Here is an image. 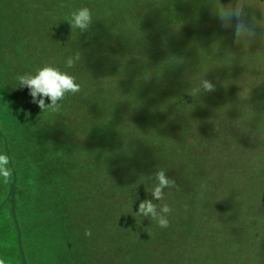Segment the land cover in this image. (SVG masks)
<instances>
[{"label": "rangeland", "instance_id": "obj_1", "mask_svg": "<svg viewBox=\"0 0 264 264\" xmlns=\"http://www.w3.org/2000/svg\"><path fill=\"white\" fill-rule=\"evenodd\" d=\"M84 6L92 23L72 30L69 14ZM237 6L256 32L250 45L243 33L236 42L235 21L221 19ZM178 16L179 35L159 44L156 31L167 32ZM149 50L181 52L178 77L148 85L137 58L131 67L122 64L127 53ZM206 51L231 80L213 91L201 89L208 71L192 75ZM76 54L79 61L67 68ZM256 54L252 68L246 60ZM190 62L196 67H186ZM46 65L81 85L62 100L74 119L68 129L36 122L33 114L50 120L54 111L42 112L16 80ZM197 89L209 95L202 111L225 121L215 135L216 128L193 120L210 117L195 108L202 107ZM0 99L14 109L22 131L7 143L12 176L0 186L13 189L19 170L17 197L20 212L26 210L17 222L0 211L5 264H264V0H0ZM184 113L193 115L192 128ZM160 168L179 188H166L163 201H155L152 177ZM200 192L208 199H195ZM144 200L173 209L170 227L136 215ZM243 200L255 202L245 214ZM202 218L211 221L205 231ZM163 233L171 235L165 243Z\"/></svg>", "mask_w": 264, "mask_h": 264}, {"label": "trees", "instance_id": "obj_2", "mask_svg": "<svg viewBox=\"0 0 264 264\" xmlns=\"http://www.w3.org/2000/svg\"><path fill=\"white\" fill-rule=\"evenodd\" d=\"M55 24V22H54ZM174 23H172L171 25L168 26V31H161L160 29H158L156 31L157 34H159V38L157 40V42L163 46H168L170 44V39L173 38V34H177L179 35L177 32H180L179 29L177 28V30L175 29V26L173 27ZM174 29L177 31H174ZM169 31H173V32H169ZM169 34L170 35V39H169ZM162 37L164 39V41H161ZM166 42V43H165ZM215 45V43H213ZM176 47H177V43H176ZM213 53L212 51H206L205 53H203L200 57L199 60V71H193L194 73H192L193 78H195V73H197V75H201L203 76L202 73H206V71H208V75L207 76H203L206 78L207 81H210L213 85L214 88L218 87L221 88V86H223L225 83H229L231 82L230 77L224 75L222 76V71L220 72V70L218 68H215L214 64L216 62V60H214V56L211 54ZM127 57H125L124 60H122V64L127 65L128 67H131L132 64L134 63V61L139 60V71L143 72L146 71L148 72L149 76H145L144 79L146 80V84L148 85H152V83L155 85H157L158 87H163V83L167 82L169 79L172 78V81L175 79L176 75L178 74L179 70L182 69L180 68V63H181V52H172L169 54H159L157 51H151L149 50L146 55H138V54H132V53H127L126 54ZM149 56V57H148ZM213 56V57H212ZM222 56V55H221ZM211 58L214 62L212 65H208L207 64V58ZM220 57V56H219ZM218 57V58H219ZM154 58V59H153ZM206 59V60H205ZM211 60V62H212ZM186 67L193 69L194 66L191 62L189 63V65H187ZM218 70V71H217ZM17 71V69H13V72ZM179 75V74H178ZM177 75V77H178ZM180 77V76H179ZM215 79H219L220 82L218 83L217 81H215ZM203 81V80H202ZM217 82V85H216ZM188 87H191V90H194L195 87V83L191 82L189 83L188 81L186 82ZM206 93L207 92H203L202 93L199 91V94L197 96L198 100L202 103V107L196 106V109H199V111H197L199 114H207L210 117H206V120H201L200 116L194 117L191 113H184V116H182L185 119V127L188 128H192L191 122H190V118L193 116V120L194 118H196L197 120L199 119L200 123L203 124L207 129H209L211 131L212 127L216 128L218 127L219 124H222L223 126L225 125L224 122L225 121H221V119L219 117H215L216 116V112L214 110H209L207 111V109H204L205 112L202 111L203 108H208L209 104L206 99ZM14 96V94H13ZM11 99L14 101V98L11 97ZM144 100V99H142ZM214 100V99H213ZM2 100L0 99V154H7L8 156H10L9 153V147L7 146V143L9 141V139L11 138V136L13 134H17L18 132L21 133V127H19L20 124V118L17 117V115L14 112L13 108H9V110H6L5 107L2 106L1 104ZM59 103V108L54 111V117H50V120L48 119L49 117L43 116L41 114H33L34 120L36 122H38L39 124L44 123L45 127H51V128H61L62 130L64 129V126L68 129L70 124L74 122V119H70V114H69V105L65 106V104L60 101ZM144 105V107L146 106L144 104V102L141 103V107L139 109L142 110V106ZM208 105V107H207ZM13 106V105H11ZM64 106V107H63ZM223 106H226L225 104H223ZM36 110V109H34ZM212 111V112H211ZM16 112L19 114V111L16 109ZM218 112V110H217ZM9 113V114H8ZM173 113L175 115H180L182 114L181 112L179 113L178 110L173 109ZM10 115V118H9ZM83 115V113H82ZM84 116V115H83ZM146 123H150V121H146ZM102 131V129H101ZM217 128L214 129V132H211L212 135H215L217 132ZM99 132V131H97ZM103 132V131H102ZM216 132V133H215ZM185 135V133H182ZM20 135V134H18ZM102 134H98L95 138L100 137ZM183 135V136H184ZM103 136V135H102ZM91 137V135H90ZM104 137V136H103ZM180 143V142H179ZM181 144V143H180ZM182 146L184 147L183 149L185 150H190V147H192L188 142H183ZM62 151L59 150V154L61 155ZM32 161H34L32 158H30ZM30 160V161H31ZM13 162L12 157H10V162ZM212 161H214L212 159ZM11 162V163H12ZM219 166H222V163L220 161H215ZM14 163V162H13ZM225 170V169H224ZM18 171L19 170H14V182L15 185H13V189H11V184L9 186H5L2 185L0 186V211L2 209H5L6 215L9 218V222H17V219H20L18 216L21 215L24 212H20L21 209V204H20V198L17 197V192H18V187H19V183H18ZM164 191H166V189H164ZM206 193L205 192H200V196L196 197L195 199H208V197L205 196ZM215 199H210V204H209V208L212 207V205L215 203L214 201ZM253 200H250L248 202H246V200L242 201V205L241 208H244V211H242L245 214V210H249L250 208L247 207V203L254 204L255 202H252ZM223 203L225 204V202L223 201ZM254 206H252L251 208H253ZM59 213V211H58ZM199 213H202L201 210H199ZM11 216V217H10ZM79 218L81 217V214L78 215ZM211 224V221L209 219V221H206L202 218V222L200 224V226L202 227V229L205 231L207 225ZM204 225V226H203ZM206 226V227H205ZM67 233H68V228H66ZM15 232V231H14ZM69 237L73 238V236H75L74 232L73 233H68ZM78 236H80L79 232L77 233ZM171 238L170 234L167 233H163L161 234V236L159 237L160 240H163L164 243L166 241H169ZM21 241V240H19ZM18 241V242H19ZM154 238L152 240H149L147 243H153Z\"/></svg>", "mask_w": 264, "mask_h": 264}, {"label": "clouds", "instance_id": "obj_3", "mask_svg": "<svg viewBox=\"0 0 264 264\" xmlns=\"http://www.w3.org/2000/svg\"><path fill=\"white\" fill-rule=\"evenodd\" d=\"M222 20L235 21L234 33L236 42H241V34L247 38L248 45L256 37L255 29L246 21L240 7L232 8L221 16ZM93 20L92 11L90 8L84 6L71 11L68 17V23L72 30L86 31ZM228 23L226 22V25ZM80 56H69L65 61L67 68H72L79 61ZM18 85L21 88H27L31 96L32 103L38 105L43 111H56L59 108L60 101L64 100L68 94L76 95L81 91V85L76 82V77L66 71H61L58 67L46 65L38 68L35 74L25 73L16 77ZM201 89L205 91H213L214 85L207 80L202 81ZM200 89H197L199 91ZM45 99L50 103L46 104ZM10 158L6 154H0V180L8 183L12 176V170L8 167ZM153 184L151 196L155 201H163L164 189L179 188L174 179L166 175V170L158 169L152 177ZM173 212V209L167 204L163 203L157 205L153 200H144L139 203L138 212L136 215L148 217L155 221L157 226L162 229L170 227L168 216ZM90 230L85 231L86 237H91ZM0 264H5L3 259H0Z\"/></svg>", "mask_w": 264, "mask_h": 264}, {"label": "crops", "instance_id": "obj_4", "mask_svg": "<svg viewBox=\"0 0 264 264\" xmlns=\"http://www.w3.org/2000/svg\"><path fill=\"white\" fill-rule=\"evenodd\" d=\"M178 22L179 23H175V24H173L172 26L174 27V26H177L178 27V29H180L179 27L182 25V24H184V22H183V20L181 19V17L180 16H178ZM180 25V26H179ZM176 28V27H175ZM256 40H253L252 42H255ZM251 42V43H252ZM246 45H248L247 43H246ZM254 51L252 50V52L251 53H253ZM257 55V54H256ZM262 56V55H261ZM252 58H258L257 60H260L259 58L260 57H258V55L257 56H251V59H248V60H246V59H244V60H246V62L247 63H250V65H251V67L252 68H256V66L254 65V64H256V63H254L255 61L254 60H252Z\"/></svg>", "mask_w": 264, "mask_h": 264}]
</instances>
